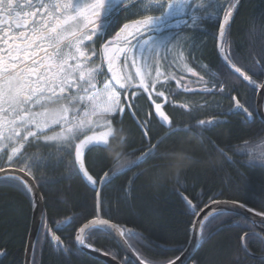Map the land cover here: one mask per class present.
Here are the masks:
<instances>
[{
	"label": "snow or ice",
	"instance_id": "snow-or-ice-1",
	"mask_svg": "<svg viewBox=\"0 0 264 264\" xmlns=\"http://www.w3.org/2000/svg\"><path fill=\"white\" fill-rule=\"evenodd\" d=\"M240 3L241 0H0V162L4 165L0 166V182L12 183L34 197L44 177L37 179L33 167L55 168L66 154L71 153L74 145L75 159L69 160L68 164L95 187V179L85 167L83 154L87 148L106 144L113 118L117 114L122 118L125 107L115 85L121 90L142 88L148 92L150 88L155 91L175 80L176 88L167 90V94L172 95L181 87L185 92L212 93L220 81V92L225 93L221 78L236 77L242 78L251 89L264 90V82L258 84L249 74L264 71V49L258 53L259 59L245 65L228 40ZM121 19L125 21L122 24ZM206 25H218L214 36L217 63L214 66L201 63L199 67L205 73L201 75L190 64L195 60L194 53L204 47L203 43L198 45L197 32L208 34ZM114 29V35L110 36ZM100 41L103 43L98 48L93 47ZM169 55H173L177 66L196 77L195 83L203 87L190 88L188 84L192 81L184 83L175 74L162 72L161 61H167ZM97 57L99 62L94 63ZM129 61L135 68V75L127 72ZM105 64L111 77L103 81L101 88L98 77L104 75ZM131 94L137 95L135 91ZM155 95L165 97L166 92L155 91ZM232 100L234 104L225 110L226 113L240 111L247 117L252 116L249 107L236 97ZM155 109L161 122L170 126L171 121L162 111V105L155 103ZM221 122L224 121L200 120L198 125L211 126ZM188 127L185 125V129ZM85 132L91 134L80 140V135ZM41 145L55 146V150L39 156L26 151L29 146ZM154 150L155 145L136 163L153 156ZM116 174L112 171L113 176ZM29 176L31 181L27 179ZM108 179L109 173L105 172L100 177L101 187ZM99 196L97 191L95 216L77 230L75 243L89 247L85 243L89 234L115 233L131 247L128 241L137 233L103 218L105 208ZM183 199L194 211L193 201L186 196ZM221 203L227 201H212L213 206ZM33 205L37 209L41 206L37 199H33ZM88 211L85 207L80 214L57 221L55 230L41 211L40 230L28 246L32 259L26 264H37V245H42L48 238L55 247H63L56 230L74 223ZM214 214L223 215L213 207L202 220L194 221V227L198 225L202 233L205 221ZM257 215L264 216V213ZM256 223L255 220L250 224L245 221L244 226L250 230L239 237L242 247L251 237L257 236L252 230ZM259 223L264 225V220ZM196 239L199 244L201 236ZM174 250L180 255L158 264H184L181 258L188 252V246H178ZM64 251L68 248L64 247ZM244 251H247L246 247ZM112 258H116L115 254ZM141 260L142 264H154L143 257Z\"/></svg>",
	"mask_w": 264,
	"mask_h": 264
},
{
	"label": "trees",
	"instance_id": "trees-1",
	"mask_svg": "<svg viewBox=\"0 0 264 264\" xmlns=\"http://www.w3.org/2000/svg\"><path fill=\"white\" fill-rule=\"evenodd\" d=\"M206 27L208 34L197 33L201 34L198 45L203 43L204 47L194 53L195 60L190 64L201 75L205 74L199 67L201 63H217L214 36L218 25ZM228 40L242 64L259 59L258 53L264 49V0L242 2ZM249 74L257 82L264 79V71ZM214 91L217 93L175 95L168 105H173L172 122L178 131L160 124L145 93L136 112L130 108L125 120L116 124L130 133L127 150L134 156L141 157L155 145L153 156L126 168L104 186L101 194L103 218L137 233L128 242L145 261L158 264L178 256L180 252L174 249L188 244L196 213L213 200L239 202L264 213V164L251 161L253 151L248 148L264 139V124L258 117L250 122L241 115L225 112L234 104L232 97H236L246 107L251 103L254 112L250 107L249 111L255 114L256 91L238 79L226 82L225 93ZM219 117L223 123L198 125L200 120ZM185 125L189 127L185 129ZM181 156L184 158L180 159ZM72 159L73 150L55 168L32 169L37 179L44 177L38 186L50 227L80 214L85 207L89 210L87 215L56 231L68 251L55 247L48 238L37 245V264H104L80 251L74 239L77 230L96 214L99 179L105 172L112 173L111 163L103 147L92 150L86 168L95 179L93 187L68 164ZM184 196L196 205L194 211ZM245 221L250 224L244 217L230 213L211 217L203 229L204 242L190 264H264L258 258V252L264 248L262 240L250 238L245 244L248 251L239 242V237L250 230L244 226ZM31 222L30 196L12 183L0 182V264H24ZM85 243L95 250L115 254L123 264H134L107 233L89 234Z\"/></svg>",
	"mask_w": 264,
	"mask_h": 264
},
{
	"label": "water",
	"instance_id": "water-1",
	"mask_svg": "<svg viewBox=\"0 0 264 264\" xmlns=\"http://www.w3.org/2000/svg\"><path fill=\"white\" fill-rule=\"evenodd\" d=\"M243 1L244 0H241L240 6H241ZM240 6H239V9H240ZM240 80L242 81V78ZM261 82H264V79ZM261 82H257V83L260 84ZM244 83L246 84V82H244ZM255 91H256L255 113H256V116L258 117V119L264 124V90H255ZM230 113H227V114H230ZM232 113H240V114H242L245 117L244 119H247L248 121H252L253 120V114H252L251 117H247L244 113H242L240 111H233ZM215 120L224 121L221 118H218V119L215 118ZM221 123H223V122H221ZM216 124H218V123H216ZM213 125H215V124H213ZM13 170H15V167H13ZM126 170H128V169H125V170L119 172L115 176H113L112 173H109V179L103 184L102 187H101V181H99L97 191L100 192V196H99L100 201H101V194H102V190H103L104 186L110 180L114 179L116 176L120 175L121 173L125 172ZM21 175H23V174H21ZM27 179H29L31 181L32 177L29 176V177H27ZM30 198H31V203H32V222H31V227H30V231H29V234H28V239H27V245H26V250H25V255H24V264H26V262H30L31 259H32L31 251L29 250L28 246H29L30 240H35L37 238V233L40 230V213H41V211L44 212V210H45L44 198H43V195H42V193H41V191H40L38 186L36 188L35 196L34 197L30 196ZM33 199H37V200L40 201V205L41 206H40L39 209L34 207ZM213 201H221V202L227 201V203H221L219 205L213 206L212 205V201L209 202L207 204V205H209V207L208 208L203 207L202 209L204 211L201 212V210H200L198 212V213H200V216L199 217L195 216L194 221H196L197 219H201L202 220L204 218V216L208 215L209 212H212L213 211V207H215L216 212L236 214V215H239V216H242V217L246 218L250 223H251L252 220L257 221V223L255 225V227H257V228H259L261 226L264 227V225H261L259 223V221L264 220V216H258L257 213H260V212L248 207L247 205L239 203V202H235V201H229V200L217 199V200H213ZM233 202H235V203H233ZM96 203H97V194H96ZM240 205H245V207L241 208ZM248 209H252V211L249 212ZM214 216H215V214H214ZM210 218L211 217H209V219ZM194 221H193V225L191 227V236H190V239H189V241L191 240V243L189 244V241H188V244L186 245V246H188V252L185 254L184 257L181 258L182 261L184 262V264H189L192 261L195 253L197 252V250L200 248V246L204 242L203 231L201 233V229L199 228L198 225H196L194 227ZM205 222H207V221H205ZM65 227L66 226L62 225L59 230H62ZM121 227H123L125 229H131V228H128V227H125V226H121ZM260 229L262 230V228H260ZM54 230H55V227H54ZM76 234H77V232H76ZM107 234H109L116 241V243L118 244L120 249L125 253V255L134 264H142V260H141L140 256L136 253V251L132 248V246L128 247L124 243V238L119 237L118 234H115V233H107ZM198 235L201 236V240H200L199 244L197 243V239H196V236H198ZM74 243H75V239H74ZM75 245L80 251L85 252L87 254H90L92 257H94L95 259L103 262L104 264H123L117 258L113 259L112 258L113 255H111L109 253L102 252V251H97L94 248H90V247H81V246H78L76 243H75ZM63 247H64V244H63ZM244 247H246V245H244Z\"/></svg>",
	"mask_w": 264,
	"mask_h": 264
},
{
	"label": "flooded vegetation",
	"instance_id": "flooded-vegetation-1",
	"mask_svg": "<svg viewBox=\"0 0 264 264\" xmlns=\"http://www.w3.org/2000/svg\"><path fill=\"white\" fill-rule=\"evenodd\" d=\"M123 15V14H122ZM132 18H135V17H130L129 19H132ZM125 21L123 19H121L120 23H124ZM114 31L115 29L109 34L110 36L111 35H114ZM217 31H218V28H217ZM199 33V32H197ZM201 34H199L200 36ZM210 35H214V32L211 31ZM109 37H105V39H108ZM100 43H103V41H100L98 42L96 45H93V47H99V44ZM180 49H177V52H179ZM175 55V54H173ZM173 55H169L168 57V60L167 61H161L162 63V68H161V71L164 72L165 74L167 73H173L176 75L177 78H182L184 83H186V74H190V73H187L185 71H182L180 69V67L177 66V61H174L173 60ZM99 62V57H97V60L94 62V63H98ZM192 67V66H191ZM104 75H101L100 77H98V80H99V87H103V81L108 78L110 79L111 77V73H108L107 72V65L105 64L104 66ZM168 71V72H167ZM127 72L129 74H132V75H135V68L131 67V62L129 61V67L127 68ZM152 74L153 76H155V69H153L152 71ZM161 79H163V77H161ZM112 83L115 85V81H112ZM116 87V90L118 92H120V102L122 105H124L125 107V111L124 113L122 114V118H121V115L120 114H117L114 118H113V125H116L118 123L121 122V120H125V117L128 115V112H130V108L133 110V112H136V109L137 107L140 105V102H142L143 100V95L145 93V96L147 98H150V100L152 101L153 103V106H154V112L156 113V109H155V103H160L162 105V111L164 112L165 115H167L171 121V125L168 126V125H164L162 122H161V118L157 115L156 113V116L155 118H159V122L160 124H162L163 126L167 127V129H174V124L172 122V116L174 115L171 111H170V108L173 107L172 104L168 105L172 100L173 98L175 97V95H177L178 93H181L183 92L184 95H186V92L183 90V87H181L177 92L176 94H172V95H168L167 94V90L168 88H173L175 89L176 88V81L173 80L169 85H165L163 87H157L155 89V91H165L166 92V96L165 97H157L155 95V91H153L151 88L149 89L148 92H145L142 88H133L131 90H121L119 88V85H115ZM135 91L137 93L136 96H132V92ZM215 92V91H214ZM217 93V92H215ZM149 96H148V95ZM155 101V103L153 102ZM182 104H180L179 106H181ZM82 111V110H81ZM252 114H253V120L254 121L255 117L257 118V116L252 112L250 111ZM227 114V113H226ZM230 114H238V115H241L242 117H244L242 114L240 113H230ZM230 114H227V115H230ZM221 118V117H219ZM245 118V117H244ZM215 119V118H214ZM218 119V118H217ZM247 120V119H246ZM258 120V119H257ZM250 121V122H252ZM97 132L99 131H103V129H96ZM91 132H85L83 133L82 135H80L79 139L82 140L84 139V137L86 135H90ZM78 142V141H77ZM99 147H103V145L101 146H96V147H90V148H87L83 154V159H84V162H85V167L86 166H89L88 165V160H89V155L90 153L92 152V150H94L95 148H99ZM48 148H54L55 150V146H29L26 151L27 153L29 154H35L37 156H39L41 153H46V151H48L47 149ZM73 159L72 161H74L75 159V147L73 145ZM4 159H6V156L4 157ZM0 166H4L2 162H0ZM90 172V171H89ZM91 174V173H90ZM100 180V179H99ZM260 228H264V227H253L252 230H254L256 233H257V236L255 237H251L252 239H258V240H262L263 241V244H264V231H262ZM244 249V248H243ZM248 251V250H247ZM258 258L259 259H263L264 260V248H261L260 251L258 252ZM190 264V263H189Z\"/></svg>",
	"mask_w": 264,
	"mask_h": 264
},
{
	"label": "clouds",
	"instance_id": "clouds-1",
	"mask_svg": "<svg viewBox=\"0 0 264 264\" xmlns=\"http://www.w3.org/2000/svg\"><path fill=\"white\" fill-rule=\"evenodd\" d=\"M130 133L121 125H113L103 150L111 163L113 172L119 173L136 163L139 157L127 150ZM147 170V169H146Z\"/></svg>",
	"mask_w": 264,
	"mask_h": 264
},
{
	"label": "rangeland",
	"instance_id": "rangeland-1",
	"mask_svg": "<svg viewBox=\"0 0 264 264\" xmlns=\"http://www.w3.org/2000/svg\"><path fill=\"white\" fill-rule=\"evenodd\" d=\"M221 79H222V82L224 83V86L226 85V82L227 81H237V79L235 77H223ZM188 81H192V83L188 84V87H190V88H200V87H203V85L195 83L196 77L192 76L191 74H190V76L186 77V83ZM208 87H211V84L208 85ZM216 90L220 91L219 84H218ZM249 92H251L250 89H249ZM251 105L252 104L250 103L247 106H249L252 109ZM253 112H254V110H253ZM248 148L249 149H252V151H253L252 155L250 156V160L253 161V162H256V163H262V164H264V139L261 140V141H259V142H255V143L251 144Z\"/></svg>",
	"mask_w": 264,
	"mask_h": 264
}]
</instances>
